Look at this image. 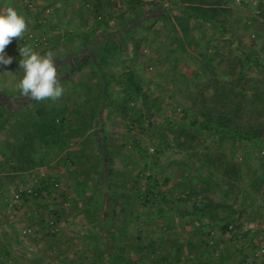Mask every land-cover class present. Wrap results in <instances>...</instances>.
Here are the masks:
<instances>
[{
    "label": "rangeland",
    "instance_id": "rangeland-1",
    "mask_svg": "<svg viewBox=\"0 0 264 264\" xmlns=\"http://www.w3.org/2000/svg\"><path fill=\"white\" fill-rule=\"evenodd\" d=\"M8 7L0 264H264V0ZM25 44L60 98L21 95Z\"/></svg>",
    "mask_w": 264,
    "mask_h": 264
},
{
    "label": "clouds",
    "instance_id": "clouds-1",
    "mask_svg": "<svg viewBox=\"0 0 264 264\" xmlns=\"http://www.w3.org/2000/svg\"><path fill=\"white\" fill-rule=\"evenodd\" d=\"M26 30V19L15 8L8 7L5 13H0V71L13 62V56L5 51L6 46L14 37H23ZM18 52L21 57L18 70L23 73L17 84L21 95L35 101L60 98L64 88L53 53L49 50L41 54L29 44L20 46Z\"/></svg>",
    "mask_w": 264,
    "mask_h": 264
},
{
    "label": "trees",
    "instance_id": "trees-1",
    "mask_svg": "<svg viewBox=\"0 0 264 264\" xmlns=\"http://www.w3.org/2000/svg\"><path fill=\"white\" fill-rule=\"evenodd\" d=\"M126 26H127V24H126ZM137 90H139L138 87H137ZM8 113L9 112L5 109L0 110V132L4 129V126L6 125V123L9 120ZM49 184L50 183L48 182V180H46L44 178L41 179L39 181V186L36 188V190L34 192L35 196L41 195V193L49 187ZM150 192H151L150 190H147V193H150ZM143 201H144V203H148L149 199L146 195L143 196ZM227 228H228V225L225 226V229H227Z\"/></svg>",
    "mask_w": 264,
    "mask_h": 264
}]
</instances>
